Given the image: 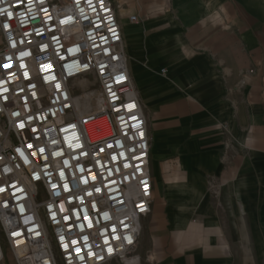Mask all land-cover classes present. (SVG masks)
Returning <instances> with one entry per match:
<instances>
[{
  "label": "built area",
  "instance_id": "built-area-1",
  "mask_svg": "<svg viewBox=\"0 0 264 264\" xmlns=\"http://www.w3.org/2000/svg\"><path fill=\"white\" fill-rule=\"evenodd\" d=\"M152 142L114 0L0 2V264H141Z\"/></svg>",
  "mask_w": 264,
  "mask_h": 264
},
{
  "label": "crops",
  "instance_id": "crops-1",
  "mask_svg": "<svg viewBox=\"0 0 264 264\" xmlns=\"http://www.w3.org/2000/svg\"><path fill=\"white\" fill-rule=\"evenodd\" d=\"M114 1L121 17L125 3ZM154 5V16L136 9L140 25L129 28L125 44L131 75L140 72L142 84L151 78L145 71L164 76L167 69L164 77L172 74L179 86L159 90L156 107L157 117L167 120L163 134L177 143L183 216L168 206L169 242L150 231L151 242L139 243V253L156 252L151 264H264V43L257 1L245 9L251 13L246 23L241 0ZM224 122L233 145L227 159ZM208 179L218 186L217 199Z\"/></svg>",
  "mask_w": 264,
  "mask_h": 264
},
{
  "label": "rangeland",
  "instance_id": "rangeland-1",
  "mask_svg": "<svg viewBox=\"0 0 264 264\" xmlns=\"http://www.w3.org/2000/svg\"><path fill=\"white\" fill-rule=\"evenodd\" d=\"M120 1L125 3V5L120 8V14L122 17L125 32V41L127 42V44H130V40H128L131 34L129 28L135 25H140V23L134 22V24H132L129 20V16L136 14L135 11L137 8L140 7V5L143 7V9L147 12L148 15L154 16V14L159 11V6L156 7L154 4L155 1L159 2V0ZM254 1L255 0H241L243 8L242 14L244 15V23H246V21L250 22L251 20V13L249 11H245L251 7V4L253 5ZM256 1L257 10L259 13L258 20L261 42L264 43V0ZM123 9L125 10L124 12ZM152 21L154 20L152 19ZM145 72H148L149 76L151 77L149 80H146V84L141 83L140 72H138L137 70H132V78L134 80V84L138 93H140L143 108H145V113L148 117V123L150 124L151 137L153 138L151 152V169L153 170L156 188L153 198L154 201L152 205V211L149 216L146 217L142 225L143 232L140 240V245H148L151 242L150 231H154L158 242L167 244V242H169L170 229L168 226L167 214L165 213L166 208L171 205V208L175 211V214L183 216V212L181 210L183 198L180 192L182 189V183L180 182V175H176V172H180V174L182 173V168L179 164V153L177 151V143L173 141V138H170L172 136L170 134H167V132H165L166 134H163V131L166 130L167 120L162 121L160 118L157 117L159 112L158 107H156V94L159 93V90H172L173 92L179 91V86L176 84L173 77H171L172 74H169V76L164 77L160 75L158 71L155 73H153V71ZM170 73H172V70H170ZM220 127L222 135L225 137L221 150L222 159H227L232 153V133L228 123H221ZM229 162L221 163L226 166ZM207 182L211 196L214 199L215 197L217 199L218 194L216 193V190H218V186H214V182L212 179H208ZM154 221L155 223L153 224ZM184 239L185 238H182V240ZM164 247L165 249L168 248V246ZM151 254L155 256L154 254H156V252L154 254ZM157 256H160V254ZM141 261V264H151L150 262H147L145 260V257L142 258ZM111 264L123 263L113 262Z\"/></svg>",
  "mask_w": 264,
  "mask_h": 264
},
{
  "label": "snow or ice",
  "instance_id": "snow-or-ice-1",
  "mask_svg": "<svg viewBox=\"0 0 264 264\" xmlns=\"http://www.w3.org/2000/svg\"><path fill=\"white\" fill-rule=\"evenodd\" d=\"M0 2H2V0H0ZM8 15L11 16V13L9 12ZM21 126H23V125H21ZM29 147H31V146L29 145ZM41 151H43V149H41ZM0 190H2V189H0Z\"/></svg>",
  "mask_w": 264,
  "mask_h": 264
},
{
  "label": "bare ground",
  "instance_id": "bare-ground-1",
  "mask_svg": "<svg viewBox=\"0 0 264 264\" xmlns=\"http://www.w3.org/2000/svg\"><path fill=\"white\" fill-rule=\"evenodd\" d=\"M131 264V263H130Z\"/></svg>",
  "mask_w": 264,
  "mask_h": 264
}]
</instances>
